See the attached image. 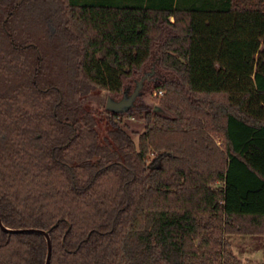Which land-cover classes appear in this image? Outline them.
<instances>
[{
  "label": "trees",
  "instance_id": "obj_1",
  "mask_svg": "<svg viewBox=\"0 0 264 264\" xmlns=\"http://www.w3.org/2000/svg\"><path fill=\"white\" fill-rule=\"evenodd\" d=\"M155 52L169 116L145 110L135 143L93 97ZM0 218L57 224L50 264H242L227 237L264 235V0H0ZM46 250L0 230V264Z\"/></svg>",
  "mask_w": 264,
  "mask_h": 264
},
{
  "label": "rangeland",
  "instance_id": "obj_2",
  "mask_svg": "<svg viewBox=\"0 0 264 264\" xmlns=\"http://www.w3.org/2000/svg\"><path fill=\"white\" fill-rule=\"evenodd\" d=\"M156 61V52L153 54L152 61L144 68L142 73L137 76L133 81L126 85L125 91L130 95L136 86V83L143 76H148L149 80L143 84L142 95L136 101V108L131 110L125 115L119 117L120 124L122 128L130 135L132 140L137 143L138 136L143 132L145 121L144 112L145 110H150L162 116H169V113L165 112L159 103L154 101L152 95L154 83L164 80L167 78L165 74L159 69ZM123 95H111L106 92L98 93L94 100L97 103L94 105L98 108L100 112H105V102L108 97H115L116 99L121 98ZM160 97V96H158ZM162 97V96H161ZM160 97V98H161ZM159 98V99H160ZM158 99V100H159ZM227 242L229 243V251L241 261L242 264H262V258L264 256V235L262 237H242V236H230L227 237Z\"/></svg>",
  "mask_w": 264,
  "mask_h": 264
},
{
  "label": "water",
  "instance_id": "obj_3",
  "mask_svg": "<svg viewBox=\"0 0 264 264\" xmlns=\"http://www.w3.org/2000/svg\"><path fill=\"white\" fill-rule=\"evenodd\" d=\"M157 64L159 62V58L156 57ZM149 80L148 76H143L136 83L134 91L128 95L126 92H123L121 98L116 99L115 97H108L105 102V112L110 115H125L131 110L136 108V101L142 95L143 84ZM154 113H157V110H154ZM158 114V113H157ZM57 224L53 225L49 230H38V229H9L5 227L0 218V230L3 233L9 235H17V234H38L41 235L46 242L47 250L44 264H50L51 259V239H50V231L55 228Z\"/></svg>",
  "mask_w": 264,
  "mask_h": 264
},
{
  "label": "flooded vegetation",
  "instance_id": "obj_4",
  "mask_svg": "<svg viewBox=\"0 0 264 264\" xmlns=\"http://www.w3.org/2000/svg\"><path fill=\"white\" fill-rule=\"evenodd\" d=\"M125 92H126V91H125ZM126 94H127V92H126ZM96 97H97V96H96ZM94 99H95V98H94ZM94 103L96 104V103H97V101H95V100H94Z\"/></svg>",
  "mask_w": 264,
  "mask_h": 264
}]
</instances>
